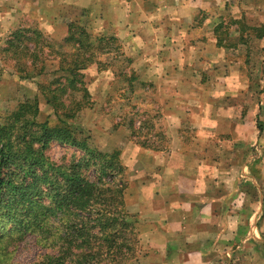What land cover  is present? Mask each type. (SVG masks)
Returning a JSON list of instances; mask_svg holds the SVG:
<instances>
[{"label":"crops","instance_id":"crops-1","mask_svg":"<svg viewBox=\"0 0 264 264\" xmlns=\"http://www.w3.org/2000/svg\"><path fill=\"white\" fill-rule=\"evenodd\" d=\"M94 9L116 20L168 138L166 151H123L137 264H219L263 243L264 55L251 64L247 45H218L216 30L244 18L264 28V0H0V36L36 21L64 37L69 14ZM258 47L264 54V37Z\"/></svg>","mask_w":264,"mask_h":264},{"label":"trees","instance_id":"trees-1","mask_svg":"<svg viewBox=\"0 0 264 264\" xmlns=\"http://www.w3.org/2000/svg\"><path fill=\"white\" fill-rule=\"evenodd\" d=\"M85 14L80 11L66 23L61 40L38 27L24 26L9 34L3 50L21 79H40L38 94L52 113L42 118L36 95L24 97L0 119V220L11 240L24 230L52 251L35 264H135L139 256L138 218L127 207L130 182L123 151L98 149L77 118L93 105L83 74L89 66L96 65L99 72L114 68L112 73L123 83L118 90L133 93L135 85L144 84L136 82L132 61L119 39L106 32L95 34ZM240 22L221 24L216 33ZM262 37L261 27L255 38ZM238 39L247 43L245 36ZM49 55L53 60H47ZM128 107V116L121 118L127 139L142 149L166 151L142 134L147 125L136 128L135 106ZM54 142L82 155L57 164L48 156ZM90 169L93 178L87 175ZM3 244L6 248L10 241Z\"/></svg>","mask_w":264,"mask_h":264},{"label":"rangeland","instance_id":"rangeland-1","mask_svg":"<svg viewBox=\"0 0 264 264\" xmlns=\"http://www.w3.org/2000/svg\"><path fill=\"white\" fill-rule=\"evenodd\" d=\"M99 11L97 12L94 9L90 15L88 13L85 14V17L89 21L88 27L90 30L93 29L95 34L106 32L110 35H115L117 31V26L115 24L116 20H111L109 25L102 23L101 18L98 17V15H101ZM78 15L79 12H73L65 19L63 18L64 20L62 19L65 30L66 23L71 19L73 20V18ZM227 24H229V22ZM23 26L31 28L38 27L46 35H51L58 40L63 38L61 35L55 36V34L48 33L51 27L49 23L42 27L39 26L36 21H31L25 22ZM261 27L263 26L259 25L258 21L253 19L247 21L244 18L239 24L225 25L224 29L219 31H221V38L226 40V44L239 48L238 53L244 51L240 50L243 48V45H247V52L249 53L248 59L251 64H254L253 61L259 63L261 60L260 56L262 57L264 55L263 52H260L258 47V39L255 38L261 32ZM58 31L60 32L61 28H59ZM226 33H231V36L227 37ZM242 36L247 38V43L239 42L238 38ZM8 37L9 34L0 36V119L4 118L8 112L14 108L18 101L22 100L24 97L39 95L37 82L40 79H21L19 77L20 74L15 72L13 68L14 61L8 58V54L3 52ZM225 37H227V39ZM48 40L50 41L51 38L49 39L48 37ZM121 46L123 49L122 43ZM47 58V60H53L54 57L49 55ZM131 61L133 63L134 60L131 59ZM47 67L51 68L54 66L48 64ZM112 70H114V68ZM112 70L99 72L96 65H91L83 72L85 85L89 90L93 105L79 113L77 123L89 131L92 144L98 149L102 151L121 149V151H124L131 142L127 139L126 131L121 127V118L124 115L128 116L127 112L130 110L128 106L133 105L135 106L133 109V117L136 128L147 125L142 129V134L146 135L151 140L150 142L155 143L154 145L157 147L167 148L168 138L161 119V106L158 105L159 103L155 102L156 99H153L154 90L149 88L147 84H144L143 87L135 85L133 93H130L128 88L124 89V91L118 90L123 87V83H120L121 78L114 76ZM137 83L139 84V82ZM123 98L126 100L124 101ZM38 99L42 118L44 119L46 116H51L52 113L50 108L45 104L44 99L40 95ZM157 112L159 115L155 116ZM81 155L82 153L80 151L59 145L56 142L52 144L48 151L49 158L57 164H67L74 159L73 157L77 158ZM125 160L126 157L123 154V162H125L124 164L126 165ZM92 170L93 169H90L87 173L91 178L95 176ZM127 177L130 181L128 170ZM20 232V236L11 240L12 238L10 239L8 234V227L0 220V261L2 264H35L43 255L52 253L51 250L37 243L34 235L28 232L25 233L24 230H20ZM262 239L264 240V236H262ZM9 241V246L4 248L3 246L6 244L3 243ZM242 245V248L240 245H237V248L242 249L238 252L237 256L229 260L225 257L219 264H264V242L260 245L261 247L258 250H256L255 247L253 248L249 243H247L246 246ZM140 251L139 256L142 254ZM248 252L250 254L246 256ZM139 256L137 262L141 259ZM137 262L135 264H137ZM143 263L148 264V261L142 262L141 264ZM213 264H217V261Z\"/></svg>","mask_w":264,"mask_h":264}]
</instances>
